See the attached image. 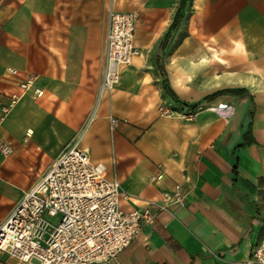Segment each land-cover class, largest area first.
I'll list each match as a JSON object with an SVG mask.
<instances>
[{
	"label": "crops",
	"instance_id": "crops-1",
	"mask_svg": "<svg viewBox=\"0 0 264 264\" xmlns=\"http://www.w3.org/2000/svg\"><path fill=\"white\" fill-rule=\"evenodd\" d=\"M179 3L0 0V96L27 76L43 92L22 97L0 124L12 150L0 154V225L92 114L109 12L136 13L139 55L81 142L119 182V210L150 216L107 264L249 260L264 239V0H187L166 38ZM221 103L230 117L209 110ZM175 187L182 202H164ZM0 264L19 263L0 254Z\"/></svg>",
	"mask_w": 264,
	"mask_h": 264
},
{
	"label": "built area",
	"instance_id": "built-area-1",
	"mask_svg": "<svg viewBox=\"0 0 264 264\" xmlns=\"http://www.w3.org/2000/svg\"><path fill=\"white\" fill-rule=\"evenodd\" d=\"M136 22V13L109 12L104 68L93 112L0 225V254L19 264H107L118 259L143 224H151L147 212L119 210L123 196L119 182L107 179L105 167L92 163L81 146L100 103L118 84L122 70L139 55L133 42ZM9 72L17 75L14 69ZM18 89V93L0 96V121L25 95L39 98L43 94L33 76L22 80ZM209 110L222 118L233 112L232 106L222 103ZM115 124L110 119L111 129ZM11 152L0 142L3 157ZM163 201L181 203L179 188L165 193ZM245 264H264V239L251 248Z\"/></svg>",
	"mask_w": 264,
	"mask_h": 264
},
{
	"label": "trees",
	"instance_id": "trees-1",
	"mask_svg": "<svg viewBox=\"0 0 264 264\" xmlns=\"http://www.w3.org/2000/svg\"><path fill=\"white\" fill-rule=\"evenodd\" d=\"M186 3H187V0H180L177 12H176L174 20H173V23L171 25L170 31L167 34L166 38H168L170 36V33L173 32L178 27V25L182 19V13H183V10L186 6Z\"/></svg>",
	"mask_w": 264,
	"mask_h": 264
},
{
	"label": "rangeland",
	"instance_id": "rangeland-1",
	"mask_svg": "<svg viewBox=\"0 0 264 264\" xmlns=\"http://www.w3.org/2000/svg\"><path fill=\"white\" fill-rule=\"evenodd\" d=\"M17 104H18V103H17ZM17 104H16V105H17ZM16 105H15V106H16ZM13 109H14V108H13ZM13 109H12V110H13ZM12 110L10 111V113L12 112ZM10 113H9V114H10ZM9 114H8V115H9ZM7 117H8V116H7ZM7 117H6V118H7ZM6 118H5V119H6ZM5 119H4L3 121H0V124H2V123L5 121ZM26 133H27V132H26ZM59 136H60V135H59ZM25 139H27L26 136H25ZM0 142H2V141L0 140ZM2 143H4V142H2ZM4 144H5V143H4ZM63 144H64V143H62L60 140L58 141V146H57V152H56V154L58 153V151L60 150V148L62 147ZM7 145H8V144H7ZM8 146L10 147V145H8ZM10 148H11V147H10ZM8 156H9V155H8ZM55 156H56V155H55ZM39 167H40V164H39V163L36 164V169H38ZM24 184H26V181H25L24 183L21 182L20 185H18V188H22V186H23ZM7 190H8L7 192H8V195H9V198H10V199H12V198H13V197L19 192L18 189H15V188H13V189L10 188V189H7Z\"/></svg>",
	"mask_w": 264,
	"mask_h": 264
},
{
	"label": "bare ground",
	"instance_id": "bare-ground-1",
	"mask_svg": "<svg viewBox=\"0 0 264 264\" xmlns=\"http://www.w3.org/2000/svg\"><path fill=\"white\" fill-rule=\"evenodd\" d=\"M27 132H28V133H32V131H31V130H28Z\"/></svg>",
	"mask_w": 264,
	"mask_h": 264
}]
</instances>
